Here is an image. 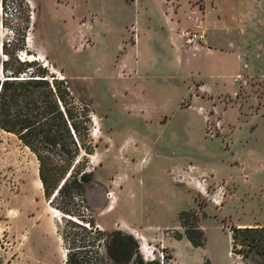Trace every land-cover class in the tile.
Returning <instances> with one entry per match:
<instances>
[{"label":"rangeland","instance_id":"obj_1","mask_svg":"<svg viewBox=\"0 0 264 264\" xmlns=\"http://www.w3.org/2000/svg\"><path fill=\"white\" fill-rule=\"evenodd\" d=\"M206 25L230 41L224 54L181 36ZM15 58L65 81L95 148L81 153L92 178L66 215L45 197L36 155L0 128V264H66L63 232L80 229L64 217L102 232L100 264H113L118 230L147 261L243 264L231 227L264 225V76L245 86L237 74H264V0H0L1 78Z\"/></svg>","mask_w":264,"mask_h":264},{"label":"trees","instance_id":"obj_2","mask_svg":"<svg viewBox=\"0 0 264 264\" xmlns=\"http://www.w3.org/2000/svg\"><path fill=\"white\" fill-rule=\"evenodd\" d=\"M13 62L17 68L11 75H7L9 61L3 62L6 75L0 77V128L16 134L36 155L45 197L50 201L53 196L52 202L55 200L60 210L73 215L70 206L92 178L80 160L83 150L93 154L95 148L90 138L88 110L78 107L65 81L45 67L34 69L35 61L18 58ZM64 219L80 229L63 232L64 241L73 245L66 264H100L102 232L91 220L82 225ZM184 225L190 241L202 246L205 237L201 228L190 226L189 222ZM231 231V253L241 257L243 264H264V225H237ZM106 247V255L113 264H161L157 259L147 261L134 236L124 231L108 234Z\"/></svg>","mask_w":264,"mask_h":264},{"label":"crops","instance_id":"obj_3","mask_svg":"<svg viewBox=\"0 0 264 264\" xmlns=\"http://www.w3.org/2000/svg\"><path fill=\"white\" fill-rule=\"evenodd\" d=\"M166 16V17H165ZM164 19L165 21L167 22L168 26H169V33H170V40L174 42L175 45L178 46V29L176 28L177 26V22L175 21V19L173 18V16L170 14V15H167V13L164 14ZM136 20L138 21V23L140 24L141 21H140V18H136ZM134 26V29L135 30H138L136 24L134 23L133 24ZM217 28L220 27V24L219 25H216ZM222 26V25H221ZM177 29V30H176ZM198 30H201V32H204L206 34V40L205 42L207 41V37H210V40H211V43L209 42V46H206L204 48V50L207 52V53H219V54H224V47H222L223 45H226L227 43H230V41H226L225 39H222V46H220L219 44H217V42H215L214 40V35H210L209 36V32H210V27L209 26H200V28H198ZM217 30V29H216ZM177 32V33H176ZM136 42L135 44H137V41H139V39L141 40V32L140 33H136ZM180 38V37H179ZM195 48L197 49H203L204 46H202L201 44L199 45H194ZM239 59H241L240 57H238ZM245 67L246 69H250L251 68V65L249 64V61H247L245 63ZM237 76H240L242 78V82L245 86H248L249 84H253L249 81V79H253V78H263L264 74L263 75H257V74H254V73H250V74H241V73H238ZM228 76H226L224 79H226ZM235 82V81H234ZM235 85V83H233ZM240 88L243 86L240 82H239V85H238Z\"/></svg>","mask_w":264,"mask_h":264},{"label":"built area","instance_id":"obj_4","mask_svg":"<svg viewBox=\"0 0 264 264\" xmlns=\"http://www.w3.org/2000/svg\"><path fill=\"white\" fill-rule=\"evenodd\" d=\"M181 36L186 38L188 41L203 42L206 40V34L201 31L183 30ZM214 199V198H213Z\"/></svg>","mask_w":264,"mask_h":264}]
</instances>
